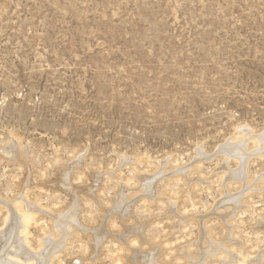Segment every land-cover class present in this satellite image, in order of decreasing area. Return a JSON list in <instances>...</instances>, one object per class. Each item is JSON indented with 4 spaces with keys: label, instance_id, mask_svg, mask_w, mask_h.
<instances>
[{
    "label": "rangeland",
    "instance_id": "1",
    "mask_svg": "<svg viewBox=\"0 0 264 264\" xmlns=\"http://www.w3.org/2000/svg\"><path fill=\"white\" fill-rule=\"evenodd\" d=\"M262 136L264 0H0V232L23 194L42 264H264Z\"/></svg>",
    "mask_w": 264,
    "mask_h": 264
},
{
    "label": "bare ground",
    "instance_id": "2",
    "mask_svg": "<svg viewBox=\"0 0 264 264\" xmlns=\"http://www.w3.org/2000/svg\"><path fill=\"white\" fill-rule=\"evenodd\" d=\"M245 132V133H244ZM243 133L244 134H246L247 132L246 131H244ZM253 133H251V135H252ZM261 134V133H260ZM255 135V134H254ZM247 136V135H246ZM250 136V135H249ZM243 137V136H242ZM242 137H240V138H242ZM253 137V136H252ZM257 137V136H256ZM264 136H262V138H263ZM244 140L245 139H247V138H245V135H244ZM243 138H242V140L241 141H243ZM250 138V140H252L251 139V137H249ZM256 139H259L258 137L256 138ZM231 140V139H230ZM236 140H238L239 141V139H237L236 138ZM248 140V139H247ZM253 140H254V138H253ZM229 141V140H228ZM235 141V140H234ZM233 141V142H234ZM246 141V140H245ZM245 141H244V143H245ZM259 142H260V139H259ZM258 142V143H259ZM232 143V142H231ZM235 143H237L236 141H235ZM235 143H233V145L235 144ZM224 144V143H223ZM226 144V143H225ZM238 144H240V143H238ZM260 144V143H259ZM16 145V144H15ZM228 145V144H227ZM241 145H243L242 143H241ZM246 145V144H245ZM244 145V146H245ZM226 146V145H225ZM231 146H232V144L229 146L230 148H231ZM239 146V145H238ZM237 146V147H238ZM221 147H222V145H221ZM228 147V146H227ZM258 147V146H257ZM218 148V147H217ZM225 148V147H224ZM233 148H235V147H233ZM242 148H243V146H242ZM241 147H240V149H238V148H235V149H227V152L228 153H234L236 156H237V160L239 161V160H244L243 159V157H245V156H243V154H242V152H241V149H242ZM17 149V148H16ZM223 149V148H222ZM244 149H245V147H244ZM243 149V150H244ZM247 149V148H246ZM259 149V148H258ZM2 151H3V153H6L7 155H9V156H14V152H13V149L12 148H4V149H2ZM200 151V150H199ZM219 152L221 151V150H218ZM241 152V153H238V152ZM246 151V150H245ZM201 152V151H200ZM199 152V153H200ZM219 152H216V153H219ZM261 152V151H260ZM199 153H198V155H199ZM221 153V152H220ZM259 153V152H258ZM224 155L226 154V153H223ZM231 154V155H232ZM245 154H247V153H245ZM249 154V153H248ZM248 154H247V156H248ZM254 155H255V153H253ZM252 154V155H253ZM228 155V154H227ZM227 155H226V157H227ZM258 155V154H257ZM261 155V154H260ZM262 155H263V153H262ZM233 156V155H232ZM264 156V155H263ZM200 157V156H199ZM203 157H206V155L205 156H203ZM203 157H201V159L203 158ZM210 157V156H209ZM209 157H208V159H209ZM230 158V157H229ZM233 158V157H232ZM249 158V157H248ZM198 159V158H197ZM207 159V158H206ZM205 160V159H204ZM246 160H247V158H245V163L244 164H246ZM203 161V160H202ZM237 161V162H238ZM240 162V161H239ZM242 162V161H241ZM248 162V161H247ZM240 164V163H239ZM26 165V164H25ZM69 165V164H68ZM186 166V165H185ZM246 166V165H245ZM162 168V167H161ZM225 168H227V166H225ZM244 168V169H243ZM243 168H242V171L243 170H245V167L243 166ZM30 169V168H29ZM180 169V168H179ZM223 169V168H222ZM229 168H227V170H228ZM159 171V170H158ZM234 172H227L228 173V175H230V176H233V177H235L236 179H240V178H242L243 177V175H242V173L244 174V172H242V171H236V169L235 170H233ZM236 171V172H235ZM155 173V172H154ZM68 174V173H67ZM163 174V173H162ZM162 174H160V175H162ZM176 174V173H175ZM227 176V175H226ZM228 178H226V180H228L229 179V176H227ZM232 177V178H233ZM245 177V176H244ZM95 178V177H94ZM143 178V177H142ZM154 178V177H153ZM97 179V178H96ZM100 179V178H99ZM143 179H145V178H143ZM146 179H147V177H146ZM151 179V181H153V179H152V177L150 178ZM158 180V179H157ZM146 181H148V179L146 180ZM199 181V180H198ZM69 182V181H68ZM145 182V181H144ZM150 181H148V183H149ZM153 182H155V180L153 181ZM152 182V183H153ZM191 182V181H190ZM241 182H242V180H241ZM240 182V183H241ZM65 183H67V182H65ZM146 183V182H145ZM148 183H147V185H148ZM69 184V183H68ZM143 183H141V185H142ZM243 184V183H242ZM150 185V184H149ZM244 185V184H243ZM242 185V186H243ZM246 185V184H245ZM66 186V185H65ZM68 186V185H67ZM147 188V187H146ZM244 188H246V187H244ZM243 188V189H244ZM148 189H149V186H148ZM150 189H152L151 187H150ZM144 190V189H143ZM146 190V189H145ZM246 190H247V188H246ZM249 190V189H248ZM27 191V190H26ZM148 192H149V190H147ZM74 192V191H73ZM119 193V192H118ZM150 193H152V192H150ZM244 193V192H243ZM70 194H72V193H70ZM241 194V193H240ZM23 195V194H22ZM22 195L16 200L17 201V203L19 204H16V206L14 205V207L12 206L11 208H10V215H9V217H10V219L8 220V222L6 223V229L4 230V231H2V232H0V264H42L43 263V260L41 261L40 259H38V257H39V255H36V254H33V253H31L29 250H27L28 248H27V246H26V230H28L27 229V227L29 226V224H30V221L31 220H33V217H34V215L33 214H31V212L29 213V211H28V209H27V207H26V205H25V203H24V200H22ZM126 195V194H125ZM151 195V194H150ZM242 195V194H241ZM24 196H26V195H24ZM117 196V195H116ZM145 196V195H144ZM121 197V196H120ZM119 197V198H120ZM227 197V196H226ZM241 197V196H240ZM26 198V197H25ZM238 198L239 197H234V196H232V197H228V198H226L225 200H223V201H221L219 204H218V207L217 208H219V209H224L225 210V212H226V209H230V214L232 215V214H234V212H236L237 211V209H239L240 207V201L238 200ZM24 199V198H23ZM126 199V198H125ZM28 200V199H27ZM129 200V199H128ZM1 202V201H0ZM9 202V201H8ZM8 202H7V204H8ZM11 202V201H10ZM10 202H9V204H10ZM4 203H5V201L3 200V203H2V205H4ZM32 203V202H31ZM242 203V202H241ZM6 204V203H5ZM10 205H12V204H10ZM37 205V204H36ZM128 205V203H127V201H126V204H125V208L121 211V212H119L120 213V215L122 216V218H123V216H126L127 215V213H129V205ZM242 205V204H241ZM71 206H72V204H71ZM243 206V205H242ZM30 207V206H29ZM40 208V207H39ZM76 208H78V207H76ZM216 208V207H215ZM214 208V209H215ZM8 209V208H7ZM43 209V208H42ZM69 209V208H68ZM74 209V208H73ZM245 209V208H244ZM45 210V209H44ZM67 210V209H66ZM77 210V209H76ZM72 211V210H71ZM78 211V210H77ZM46 212H49V211H46ZM64 212V211H63ZM67 212H68V210H67ZM70 212V211H69ZM80 212V211H79ZM37 213V212H36ZM65 213H66V211H65ZM64 213V214H65ZM38 214V213H37ZM37 214H35V215H37ZM41 215V214H40ZM43 215V214H42ZM56 215H58V214H56ZM69 215L70 216H73V215H71V213H69ZM76 215V214H75ZM228 215H229V213H228ZM62 216H64V215H62ZM119 216V215H118ZM7 217V216H6ZM128 217V216H127ZM59 218H61V217H59ZM68 218H69V216H68ZM75 218V217H74ZM7 219V218H6ZM56 219H58V218H56ZM77 219V218H76ZM36 221V220H35ZM34 221V222H35ZM68 221H70L71 222V220H68ZM75 221V220H74ZM78 221V220H77ZM51 222H52V220H51ZM59 222V221H58ZM76 222V221H75ZM105 222H106V220H105ZM69 223V222H68ZM77 223V222H76ZM78 223H79V221H78ZM121 223V222H120ZM56 224H58V223H56ZM80 224V223H79ZM105 224V223H104ZM122 224V223H121ZM62 225V224H61ZM61 225H56L57 226V228H60V226ZM68 225V224H67ZM76 225V224H75ZM74 225V226H75ZM63 226V225H62ZM71 226H72V223H71ZM74 226H73V228H74ZM78 227H79V225H78ZM81 227V226H80ZM67 228V227H66ZM66 228L64 229V231L66 230ZM84 228V227H83ZM3 229H4V227H3ZM53 229V228H52ZM71 229H72V227H71ZM60 230V229H59ZM74 230V229H73ZM75 230H77L76 229V227H75ZM79 230V229H78ZM96 230H98L97 228L95 229V232H96ZM71 231V230H70ZM81 231V230H80ZM83 231V230H82ZM66 232V231H65ZM71 233H72V231H71ZM70 233V234H71ZM69 234V235H70ZM84 234V233H83ZM68 235V234H67ZM69 235H68V237H69ZM118 235V234H117ZM116 235V236H117ZM120 235V234H119ZM119 235H118V237H119ZM72 236V235H71ZM117 237V238H118ZM48 238V237H47ZM50 238V237H49ZM66 239H67V236L65 237ZM65 238H64V236L62 237V240H60V241H58V242H56L55 244H56V247H59V248H63V246H64V244H62L63 242V239L65 240ZM44 239V238H43ZM112 240H114V239H112ZM210 240V239H209ZM209 240H208V243H210L209 242ZM125 241V240H124ZM51 242V241H50ZM53 242V241H52ZM62 242V243H61ZM67 243V242H66ZM122 243V242H121ZM213 243V242H212ZM215 243V242H214ZM51 244V243H50ZM217 244V243H216ZM52 246V245H51ZM55 246V245H54ZM218 246V245H217ZM221 246H222V244H221ZM221 246L219 247L218 246V248H221ZM46 247V246H45ZM209 248H211V247H209ZM216 249H217V247H215ZM49 249H50V247H49ZM94 249V248H93ZM98 249V248H97ZM96 249V250H97ZM54 250H56V249H54ZM58 250V249H57ZM211 250H213V249H211ZM46 250H44V251H42L43 253L45 252ZM59 251H60V249H59ZM63 251V250H62ZM94 251V250H93ZM214 251V250H213ZM218 251V250H217ZM224 253H225V256H226V258L224 259V260H222L221 262H222V264H247V263H249L248 261L246 262V260H247V257L244 255V253H239V254H237L236 253V255L235 254H233L232 252H228V251H226V250H222ZM139 252V251H138ZM152 252V251H151ZM145 253V254H143V252L142 253H136V255H135V261L137 260V261H139V262H141V264H154L155 262H154V252H152V253ZM207 252H209V251H207ZM206 252V253H207ZM47 253V252H46ZM55 253H56V251L53 253V255H55ZM96 253V252H95ZM210 253H211V251H210ZM214 253H215V251H214ZM51 254V253H50ZM58 254H59V252H58ZM157 254V253H156ZM44 255V254H43ZM57 255V254H56ZM203 255H205V251H204V254ZM203 255H202V258H203ZM211 255H213V253L211 254ZM235 255V256H234ZM42 256V255H41ZM52 256V255H51ZM201 256V255H200ZM44 258V257H43ZM48 258H50V257H48ZM53 258V257H52ZM96 259V258H95ZM249 259V258H248ZM91 260V259H90ZM94 260V259H93ZM134 260V259H133ZM202 260V259H201ZM204 260V259H203ZM250 260V259H249ZM258 260H259V258H258ZM51 261V260H50ZM79 261V260H78ZM200 261V260H199ZM254 261H256V259L254 260ZM81 262V261H80ZM89 262V261H88ZM252 262V261H251ZM49 264V263H48ZM199 264H202V263H199Z\"/></svg>",
    "mask_w": 264,
    "mask_h": 264
}]
</instances>
